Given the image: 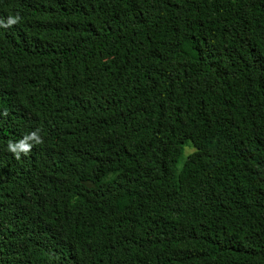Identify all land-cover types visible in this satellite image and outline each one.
Listing matches in <instances>:
<instances>
[{
  "label": "trees",
  "instance_id": "1",
  "mask_svg": "<svg viewBox=\"0 0 264 264\" xmlns=\"http://www.w3.org/2000/svg\"><path fill=\"white\" fill-rule=\"evenodd\" d=\"M0 264H264V0H0Z\"/></svg>",
  "mask_w": 264,
  "mask_h": 264
},
{
  "label": "clouds",
  "instance_id": "2",
  "mask_svg": "<svg viewBox=\"0 0 264 264\" xmlns=\"http://www.w3.org/2000/svg\"><path fill=\"white\" fill-rule=\"evenodd\" d=\"M18 19L19 17L17 16V18L15 19H10L9 22L16 23ZM4 114L7 115L6 112ZM29 141H33L35 144L43 143L42 138L39 137L36 132H32L28 135H25L24 138L21 139L19 142L13 143L10 141L8 144V150L15 155L16 159H19L21 153L27 155L31 151L33 145L32 143H29Z\"/></svg>",
  "mask_w": 264,
  "mask_h": 264
},
{
  "label": "rangeland",
  "instance_id": "3",
  "mask_svg": "<svg viewBox=\"0 0 264 264\" xmlns=\"http://www.w3.org/2000/svg\"><path fill=\"white\" fill-rule=\"evenodd\" d=\"M189 151H190V149H188V152H189ZM46 232H47V234L50 235V236H51L52 233H53L52 229L49 228V227H47Z\"/></svg>",
  "mask_w": 264,
  "mask_h": 264
}]
</instances>
